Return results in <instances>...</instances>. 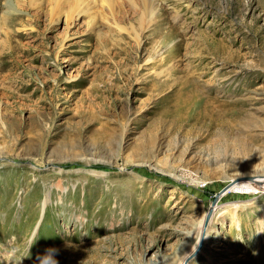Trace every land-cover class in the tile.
I'll return each mask as SVG.
<instances>
[{"label": "rangeland", "instance_id": "1", "mask_svg": "<svg viewBox=\"0 0 264 264\" xmlns=\"http://www.w3.org/2000/svg\"><path fill=\"white\" fill-rule=\"evenodd\" d=\"M26 1L0 0V264H181L264 176V0ZM219 198L188 264H264V191Z\"/></svg>", "mask_w": 264, "mask_h": 264}, {"label": "bare ground", "instance_id": "2", "mask_svg": "<svg viewBox=\"0 0 264 264\" xmlns=\"http://www.w3.org/2000/svg\"><path fill=\"white\" fill-rule=\"evenodd\" d=\"M27 3H29L30 5H32L33 6V3H34V0H27L26 1ZM19 5V4H18ZM17 5V6H18ZM73 7H71L70 9H72ZM4 9H6V14H8L9 12H12V11H15L14 10V7L12 6V4L11 3H6L3 7H1L0 6V12L2 13H5L4 12ZM55 9H57V8H54V9H52L51 11H49L50 13V16H51V20H50V23H53V22H55L56 20H57V17H58V14L59 13H56L54 10ZM6 14H4L3 16H1V17H3L2 19L4 20V16L6 15ZM70 12L67 14V17L68 18H70L69 16H70ZM7 16V15H6ZM48 16V15H47ZM49 18V17H48ZM1 19V18H0ZM148 21H150V19L148 20ZM150 23V22H149ZM19 31V30H18ZM233 31V30H232ZM9 36V35H8ZM203 36V35H202ZM208 37V36H207ZM230 37H232V36H230ZM236 38H237V36H236ZM244 38V37H243ZM202 39V38H201ZM229 39V38H228ZM210 40V39H209ZM230 40V39H229ZM235 40V39H234ZM19 41V40H18ZM219 41V40H218ZM223 41H225V40H223ZM243 41V40H242ZM220 42V41H219ZM231 42V41H230ZM237 43V42H236ZM238 43H240L239 41H238ZM148 44V43H147ZM204 44V43H203ZM234 44H235V42H234ZM243 44V43H242ZM207 45V44H206ZM226 45H228V44H226ZM193 46V45H192ZM212 46V45H211ZM221 46V45H220ZM232 46V45H231ZM208 48V47H207ZM225 48V47H224ZM148 49V48H147ZM197 49V48H196ZM204 49V48H203ZM218 49V48H217ZM230 49V48H229ZM205 50V49H204ZM145 51V50H144ZM191 51V50H190ZM210 51V50H209ZM208 51V52H209ZM231 51H232V49H231ZM217 52H218V50H217ZM230 52V51H229ZM235 52V51H234ZM239 52V51H238ZM15 53V52H14ZM192 53V52H191ZM197 53H198V51H197ZM232 53V52H231ZM205 54V53H204ZM218 54V53H217ZM225 54V53H224ZM211 55V54H210ZM245 55V54H244ZM10 56V55H9ZM199 56H200V54H199ZM14 57V56H13ZM16 57V56H15ZM232 57V56H231ZM230 57V58H231ZM236 57V56H235ZM241 57V56H240ZM200 58V57H199ZM213 58H215V57H213ZM207 59V58H206ZM205 60V59H204ZM203 60V61H204ZM220 60V59H219ZM221 61H223V60H221ZM201 62V61H200ZM217 62V61H216ZM229 62V61H228ZM231 62V61H230ZM241 62V61H240ZM203 63V62H202ZM213 64V63H212ZM222 64V63H221ZM207 65V64H206ZM227 65H229V64H227ZM199 66V65H198ZM206 67V66H205ZM225 67V66H224ZM15 82V81H14ZM93 85V84H92ZM20 91V90H19ZM98 91V90H97ZM100 92V91H99ZM103 95V94H102ZM24 97V96H23ZM27 99V98H26ZM207 101V100H206ZM209 102V101H208ZM216 108V107H215ZM18 109V108H17ZM53 109H55V108H53ZM205 109V108H204ZM214 109V108H213ZM65 110V109H64ZM212 110V109H211ZM39 115V114H38ZM52 115V114H51ZM50 115V116H51ZM119 120V119H118ZM52 121V120H51ZM116 121V120H115ZM54 122V121H53ZM118 122V121H117ZM127 122V121H126ZM52 124V123H51ZM80 124V123H79ZM167 124V123H166ZM44 125V124H43ZM121 125V124H120ZM50 126V125H49ZM122 126V125H121ZM55 128V127H54ZM182 128V127H181ZM50 129V128H49ZM49 131V130H48ZM49 133V132H48ZM51 133V132H50ZM96 134V133H95ZM116 134V133H115ZM43 136V135H42ZM108 137V136H107ZM94 141V140H93ZM49 143V142H48ZM257 177V176H256ZM253 178V180H255V181H247V180H244V178H242V177H239V178H233V179H230L231 180V182L227 185V190L222 194V196H225L228 192H232V191H234V190H239V191H241V192H254L255 193V191H258L259 190V192H263L264 191V176H262V178H261V176H258V178ZM246 178V177H245ZM229 180V181H230ZM221 196V197H222ZM220 199V198H219ZM212 206V205H211ZM212 208V207H211ZM217 208V205L216 206H214L212 209H211V211L213 210L214 211V209H216ZM213 211H212V213L209 215V212H210V208H209V210H207L206 211V213H205V216H204V218L205 217H208V215L210 216L209 217V221L211 220V218H212V216H213ZM204 218H203V220H202V222L200 223V229H199V236H198V242H197V246L192 250V251H190L189 253H188V255L184 258V260H183V262L181 263V264H185V262H186V260H187V258L188 257H190L194 252H196V250H197V247H198V245H199V243L200 242H203V245H204V243L206 242V240H207V234H208V230H209V228L208 227H205L204 225V223L206 222V220H204ZM208 221V222H209ZM207 225H208V223H207ZM96 244V243H95ZM202 245V246H203ZM194 258V257H193ZM192 258V259H193Z\"/></svg>", "mask_w": 264, "mask_h": 264}, {"label": "water", "instance_id": "3", "mask_svg": "<svg viewBox=\"0 0 264 264\" xmlns=\"http://www.w3.org/2000/svg\"><path fill=\"white\" fill-rule=\"evenodd\" d=\"M244 180H252V181H255V180H253V178L252 177H246V178H244ZM227 188L228 187H226V188H224L221 192H220V194H218L217 196H216V198H215V200H214V202L212 203V208L214 207V206H216V204H217V201H218V198L220 197V196H222V194L227 190ZM211 208V209H212ZM211 209H210V212H209V215L212 213V211H211ZM208 215V217H206V222H205V227H207V223H208V221H209V216ZM203 245V242H200L199 243V245H198V247H197V250H196V252H194L190 257H188L187 258V260H186V262H185V264H188V262L196 255V254H198L199 252H200V250L202 249V246Z\"/></svg>", "mask_w": 264, "mask_h": 264}, {"label": "clouds", "instance_id": "4", "mask_svg": "<svg viewBox=\"0 0 264 264\" xmlns=\"http://www.w3.org/2000/svg\"><path fill=\"white\" fill-rule=\"evenodd\" d=\"M39 264H58L54 253L50 250L42 256H38Z\"/></svg>", "mask_w": 264, "mask_h": 264}]
</instances>
